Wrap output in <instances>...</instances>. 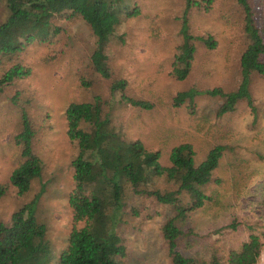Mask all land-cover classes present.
Returning <instances> with one entry per match:
<instances>
[{
    "label": "rangeland",
    "instance_id": "1",
    "mask_svg": "<svg viewBox=\"0 0 264 264\" xmlns=\"http://www.w3.org/2000/svg\"><path fill=\"white\" fill-rule=\"evenodd\" d=\"M192 1L198 6L187 13L190 33L211 36L216 47L206 49L195 41L191 71L183 81L172 76V63L182 44L186 0H125L129 10L138 14H122L105 48L111 80L126 82L124 92L114 96L111 80L101 78L91 65L96 41L90 27L70 11L51 18V27L59 32L46 42L35 41L16 55L0 56V80L15 65L30 70L28 76L0 89V186L5 190L0 198V222L9 225L12 214L42 189L35 215L46 228L48 264L58 263L70 232L84 225L74 222L68 204L75 188L72 161L78 148L67 135L65 110L72 103H89L95 98L101 100L103 113L110 114L122 138L140 142L148 152H159L162 166H169L171 149L181 144L192 146L196 164L214 146L225 147L210 183L203 187L209 200L187 215L182 225L186 235L178 240V251L206 261L215 253L221 264H227L228 251L254 234L263 244L257 264H264V78L252 77L249 90L254 112L241 102L235 111L220 116L222 102L203 96L192 107L173 105L180 92L192 88L232 92L240 81L239 61L246 47L241 8L235 0ZM250 2L260 11L264 28V0ZM7 16L6 0H0V24ZM123 97L146 101L153 108H133ZM21 110L30 120L32 150L43 165L41 177L31 182L25 194L9 183L13 169L24 161L14 140L22 130ZM148 188L169 192L176 185L159 178ZM123 201L126 213L117 230L126 249L122 262L171 264L161 228L175 215L173 207L136 196L128 188ZM188 201L187 195L180 196L181 205Z\"/></svg>",
    "mask_w": 264,
    "mask_h": 264
},
{
    "label": "trees",
    "instance_id": "2",
    "mask_svg": "<svg viewBox=\"0 0 264 264\" xmlns=\"http://www.w3.org/2000/svg\"><path fill=\"white\" fill-rule=\"evenodd\" d=\"M181 19L182 44L172 63V76L185 80L192 67L196 53L195 41L206 49H214L216 42L211 36L194 37L189 31L187 13L195 5L186 0ZM243 15V34L246 47L239 61L240 81L236 90L226 92L222 88L210 90L189 89L178 93L173 105L188 103L194 106L197 97H208L222 103L218 115L235 111L237 105L246 102L252 112L253 100L250 85L253 75L264 78V28L260 23V11L254 10L250 0H235ZM211 3V0H207ZM208 6H206L207 8ZM8 16L0 24V56L16 55L28 44L46 42L59 32L51 27L54 15L70 11L78 15L91 29L95 37V49L90 61L93 70L103 79L111 80L105 48L121 16H135L125 0H6ZM30 74L28 68L15 65L0 80V89L16 78ZM124 80H111L112 96L124 92ZM129 106L149 111L153 105L141 100L123 97ZM67 135L77 143L78 153L72 161L75 188L68 204L74 222H82L73 229L67 239V247L57 264H124L126 249L118 234V226L126 213L124 190L128 188L136 196L152 197L158 203L173 207L175 215L162 226V236L167 243L171 264H221L213 253L209 259L186 257L178 251V240L186 235L182 225L190 212L203 207L209 198L203 187L211 181L213 171L219 166L225 147L217 145L210 149L204 160L196 164L194 150L190 144H181L171 149L169 166L160 164L159 152H148L138 142H126L113 127L110 114L103 113L99 98L89 103H72L65 110ZM22 130L14 137L21 149L23 162L10 174L9 183L19 194L29 191L31 182L40 178L42 162L32 150L34 132L30 120L21 110ZM164 178L176 185V190L161 192L149 189L154 180ZM0 186V198L4 195ZM42 191V189H41ZM41 191L28 203L14 212L10 224L0 222V264H48L50 247L46 240V228L36 219V207ZM185 194L189 201L181 205L180 196ZM133 216H138L135 210ZM234 228L232 224L230 226ZM264 239V235L262 236ZM262 241L251 234L238 248L230 249L227 264H257L262 254Z\"/></svg>",
    "mask_w": 264,
    "mask_h": 264
}]
</instances>
